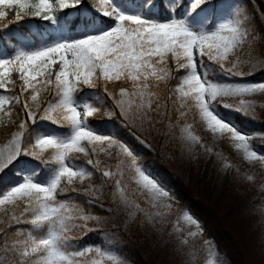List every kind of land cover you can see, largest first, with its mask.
I'll use <instances>...</instances> for the list:
<instances>
[{
  "label": "snow or ice",
  "instance_id": "6c2138e0",
  "mask_svg": "<svg viewBox=\"0 0 264 264\" xmlns=\"http://www.w3.org/2000/svg\"><path fill=\"white\" fill-rule=\"evenodd\" d=\"M92 6L99 19L87 11L83 0H0V31L26 18L59 25L55 37L11 36L14 54L0 58V90L19 89L15 95H0V127L16 124L15 105H23L26 117L0 143V264H127L118 251L74 244V233L95 231L90 222L99 224L101 217L71 198L58 199L73 192L91 197L87 201L91 204L100 199L107 181L113 184V202L128 210L132 220L142 215L148 223L163 224L174 216L172 232L188 247L189 257H195L199 241L207 250L205 264H223L214 245L200 239L203 229L198 220L177 208L175 198L139 163L135 151L118 136L90 124L101 111L103 97L93 93L94 102H88L77 93L102 87L128 125L149 131L165 121L171 129L173 113L177 121H186L194 112L215 140L227 139L248 164L264 167V152L251 144L264 137V130L242 131L235 121L225 119L217 103L235 99L236 104L223 102L219 107L248 116L257 107L250 98L264 94V82H219L211 78L204 59L222 73L239 77L245 75L242 66L264 63V54L257 51L261 37L252 13L245 5H234L217 18L214 0H187L186 5L185 0H128L124 7L116 0H92ZM69 9L73 11L66 12ZM105 19L111 23L105 24ZM174 72L183 74L176 77ZM174 79L178 83L164 96L162 86ZM118 83L128 86L109 89ZM45 93L53 98L44 101ZM116 114L106 112L109 118ZM38 119L66 131L37 133L26 143L28 121L35 124ZM181 131L184 140L203 147L192 124L184 123ZM81 155L90 167L76 163ZM21 157L54 167L45 178H39L42 174L35 167L17 168L18 179L3 184L5 170L21 163ZM101 157L116 163L105 164ZM94 172L100 174L99 186L92 183ZM86 181V187H77Z\"/></svg>",
  "mask_w": 264,
  "mask_h": 264
},
{
  "label": "rangeland",
  "instance_id": "374dc122",
  "mask_svg": "<svg viewBox=\"0 0 264 264\" xmlns=\"http://www.w3.org/2000/svg\"><path fill=\"white\" fill-rule=\"evenodd\" d=\"M116 2L122 7L119 1L116 0ZM241 2L242 0H224L223 3L218 5L221 9L218 10L216 17L226 16L234 5H242ZM260 23L264 29L263 18ZM208 26L211 27V21ZM256 32L261 37L257 42V51L260 48L264 51V32L257 30ZM57 35H59L58 31L54 37ZM6 53L0 54V58H5ZM204 59L207 58L205 57ZM241 70L245 73L243 77L231 76L225 73L221 78L214 80L232 84L264 82V63L256 65L255 68L242 66ZM249 72L252 74H249ZM177 83L178 79L173 85L169 81V89L168 86H162V94L164 96L170 95L169 90ZM0 95L5 94L0 92ZM77 97L79 98L78 93ZM250 99L257 101V107L254 113L250 112L248 116L244 117L256 122L254 124L258 125V127L252 128L251 131L245 130L236 122L234 114L239 113L219 107L220 103L236 104L237 100L225 98L223 101H218V110L224 115L225 119L235 121L244 132L264 130V94ZM88 102L92 101L88 100ZM108 110H110L109 107H101V111L90 119L107 118L106 112ZM188 118L189 120H187ZM187 119L186 121H177L176 115L173 113L171 121L173 127L171 129L166 127L168 121H165L164 124H158L151 131L139 126H135V128L138 129L141 137L145 139L141 140V144L150 149L152 155L154 156L155 154V158L157 155L158 159L166 165L171 174L186 189L191 190L193 198L200 202L201 206L207 211L205 220L204 214L196 213L188 200H183L176 191L161 181L175 198L174 203L177 208L189 212L198 220L203 229V237L200 239L208 240L214 245L223 264H264V167L259 163L248 164L242 158V154L236 152L230 146V142L227 139L215 140L212 134L207 132L204 126L199 123L194 112L190 113ZM186 122L193 125V131L200 136L203 147L183 139L181 129ZM176 125H180L178 129ZM96 128L102 133L113 134L103 128ZM43 132L62 133L56 132L48 126L41 127L31 137L29 142L33 140L37 133ZM120 139L125 141L135 151L139 157V163L152 172L150 165L146 164L143 154L138 152L125 139ZM251 144L253 148L264 152V137L253 139ZM207 149H211V151L209 152ZM79 158L84 157L81 155ZM101 159L104 160L105 164L115 165L116 163L115 159L107 160L104 157H101ZM208 160H210V164L206 166ZM38 162L31 157H21V163L17 165L19 168L25 169L35 167L40 173L42 164ZM76 163L90 167L86 163L78 161ZM226 163H229L231 167H226ZM248 176H253L254 180L249 181L247 179ZM39 178H45V176H40ZM16 179L18 177L13 178L10 183ZM125 182L131 184L128 176H125ZM87 183L86 181L85 185H77V187H86ZM92 183L97 186L100 185L101 178L99 173L94 172ZM131 187H134V185ZM113 191L112 182L107 181L102 189L100 199L94 200L105 210L99 216L101 217V223H90V227L100 229V234L106 242L104 244H94L92 241L82 243L73 241L74 244L77 246L83 244L96 245L107 250L118 251L119 253H121V247H124V250L128 251L137 260L138 264H189L190 260H193L194 264H205L207 250L202 246L201 242L198 241L195 245V257H189L188 247L182 246L176 234L172 232V225L175 222L174 216L169 217L163 224L148 223L142 215H138L135 220H132L128 216V210L118 207L113 202ZM67 198H71V195H67L64 198L63 196L58 197L61 200ZM139 202L144 206L142 200H139ZM213 226L223 230L226 238L223 243L219 242L215 236L212 230ZM77 233L79 235L85 234L82 229L77 230ZM130 255L128 254V257H131ZM122 257L127 264H135L123 254Z\"/></svg>",
  "mask_w": 264,
  "mask_h": 264
},
{
  "label": "trees",
  "instance_id": "16d2710c",
  "mask_svg": "<svg viewBox=\"0 0 264 264\" xmlns=\"http://www.w3.org/2000/svg\"><path fill=\"white\" fill-rule=\"evenodd\" d=\"M122 4V7L126 5L128 0H117ZM138 2V0H137ZM224 0H214V3H216L217 8L215 11V15L217 14L218 10L221 8L218 7L219 3H223ZM187 4V0H185V5ZM242 5H245L250 13H252L254 17V25L255 29L260 32H264V29L262 28V25L260 23V20L263 18L264 15V0H242ZM83 5L87 6V11L91 12L94 16H97L99 19L97 13L94 12L93 6H92V0H83ZM73 10L69 9L66 10V12H71ZM183 9L178 10V14H182ZM60 16L65 15V13H60ZM161 15L166 16L167 14L161 10ZM110 20L105 19V24L109 23ZM210 22V21H209ZM59 28V25H53L51 22L48 21H42L39 19L34 18H26L24 21L19 22L17 24H12L9 28L4 29L3 31H0V53L2 51L7 52L6 57H10L14 54L16 43L15 40L11 39V36L19 37L22 34L23 35H35L36 37H46L51 34L52 37H54L55 33L57 32V29ZM261 54H264V51L262 48L258 50ZM205 63L209 65V72L211 73V78L217 79L221 78L225 73H222L219 69L218 65L211 64L210 62L205 59ZM174 75L176 77H179L182 75V72H174ZM177 79L171 80L170 84L173 85ZM127 87L128 85L124 84H116V85H109V89L113 91H118L119 87ZM168 89H169V85ZM1 93H4L5 95H15L18 94L19 89L17 88L15 93H7L3 90H0ZM98 94L99 96L103 97V104H100V107H109L111 110L115 111L117 114L113 116L112 118H102V119H90L89 122L92 126L100 127L105 130H108L115 134L116 136L125 139L131 146H133L138 152H141L144 156L146 164L150 165V168L152 172L159 177L161 181L166 183L169 187H171L174 191L180 195V197L183 200H188L189 203H191V206L193 207L194 211L199 214L205 215V220L207 218V211L204 207L201 206V203L198 202L195 198L192 196V192L190 189H186V187L177 179L174 175L171 174V172L167 169L166 165L160 161L156 155V158L152 155L150 152L151 150L144 147L141 144V140H145L141 137V134L139 133L138 129H136L133 126H130L127 124L126 121H124L118 114V110L113 109L112 107V101L106 96V94L103 91L102 87H98L96 89H87L84 88L82 92L78 93L79 97H85L88 100L94 102L91 99V94ZM53 97L51 94L45 93L42 95V99L44 101L51 100ZM236 122L242 126L245 130L251 131L252 128L258 127V125L254 124L256 122H252L251 120L246 119L244 116L240 114H234ZM12 119L16 121V124L9 125L8 127H0V143L6 141L10 138L11 133L17 130L16 125L21 121L26 119L23 105H15L13 109V116ZM189 120V118L187 119ZM258 124V123H257ZM28 133L26 134V143H28L31 139V137L41 128V127H51L56 132H65L66 129L58 128L55 125H52L51 123L47 121H40L39 119L35 124H33L31 121H28ZM181 125V124H180ZM179 125V126H180ZM176 125L177 129L179 127ZM159 156V155H158ZM160 158V157H159ZM21 159V158H20ZM76 161L86 163L85 158H79ZM40 163V162H38ZM210 164V160L206 162V166ZM52 165H41L40 173L41 176H46L47 173L52 168ZM19 168L18 165H14L13 167L6 169L5 173L3 174V184L7 185L10 184V182L15 178L14 172L16 169ZM71 195V201L74 203L80 204L84 206L85 210L88 212H91L97 216L102 215L105 210L102 208L96 201L93 200V203L88 204L87 201L91 198L88 196L69 192L65 195H63V198L65 196ZM91 223V222H90ZM21 227H27V225H22ZM212 230L217 237L218 241L223 243V240H225L224 232L223 230L218 229L216 226L212 227ZM77 231L74 233L77 237L76 240H74L75 243H82V242H90L92 241L94 244H104L106 240L104 237L100 234V229H96L95 231L87 232L86 234H80L77 233ZM82 237V238H81ZM124 247H121V253L126 256L131 262L138 264L137 260L134 259L128 251L124 250ZM128 254L131 257H128Z\"/></svg>",
  "mask_w": 264,
  "mask_h": 264
}]
</instances>
